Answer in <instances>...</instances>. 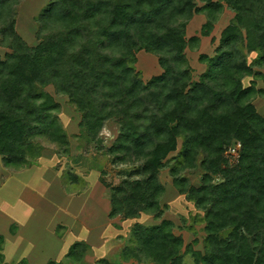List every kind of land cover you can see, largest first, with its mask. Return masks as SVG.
Segmentation results:
<instances>
[{
	"label": "trees",
	"instance_id": "16d2710c",
	"mask_svg": "<svg viewBox=\"0 0 264 264\" xmlns=\"http://www.w3.org/2000/svg\"><path fill=\"white\" fill-rule=\"evenodd\" d=\"M20 2L0 0V42L11 49L0 56L5 165H30L43 148L41 138L68 144L58 121L60 105L45 90L53 86L81 112L87 138L100 139L108 121L119 125L107 151L127 165L128 175L110 187V217L148 212L161 219L137 222L122 258L184 264L191 253L196 264H264V115L252 100L264 96L255 79L264 81V72L255 69L264 68V0H51L38 17L35 46L15 28ZM224 3L235 15L215 55L200 56L207 68L194 80L186 50L200 37L187 38V26L194 14L204 13L201 35H210ZM141 50L155 54L162 68L148 81L136 67ZM251 52L256 56L250 62ZM248 76L254 79L246 86ZM236 141L243 144L241 155L229 165L224 153ZM197 167L203 170L201 185L185 175ZM165 168L179 193L205 212L204 253L191 243L183 250L174 222L162 218ZM3 242L0 236V264H7ZM86 250L77 242L68 254L81 262ZM98 264L122 263L100 258Z\"/></svg>",
	"mask_w": 264,
	"mask_h": 264
},
{
	"label": "rangeland",
	"instance_id": "374dc122",
	"mask_svg": "<svg viewBox=\"0 0 264 264\" xmlns=\"http://www.w3.org/2000/svg\"><path fill=\"white\" fill-rule=\"evenodd\" d=\"M50 2L51 0H21L16 8L15 28L30 46L39 43L38 17ZM234 15V11L224 3L223 12L208 36L201 35L202 27L207 21L206 14L196 13L190 20L187 26V38L200 37L196 47H188L186 50L194 80H197L207 68V64L200 60V56L215 55L221 33ZM9 52L11 49L0 42V56L4 58ZM255 56L256 53H248L249 61L251 62ZM137 57L136 67L141 71L145 81L162 72L155 54L141 50L137 53ZM255 69L264 72V68L255 66ZM252 79L254 78L251 76L246 77L244 84L250 85ZM255 79L257 87L264 88V81L261 78ZM45 90L50 92L60 105L57 113L58 121L64 127L69 142L66 146H60L41 138L43 148L40 153L31 159L30 165L22 167L6 166L0 156V232L4 234L9 229L12 232L16 231L20 223L18 217L25 214L26 233L30 234L33 242L37 240L35 243L38 245L29 250L31 248L29 245L32 243L25 244L20 246L19 252H29L42 258L44 254L46 256L47 251L56 252V255L61 252L60 248H57L58 242L54 240L55 229L58 235L65 236L66 241L71 240L70 245H72V242L83 241L85 234L97 236L95 222L102 223L105 228L103 245H96L99 248H89V250L87 247L81 262H75V258L68 253H60V260L65 264H97L99 258L110 256V259L120 263L119 250L123 246L133 244V226L137 222L150 225L161 219H156L153 213L148 212L142 213L140 218L136 219H128L124 216L110 217V187L119 185L128 175L127 165L114 162L113 156L107 151L118 135L119 125L114 121H108L100 139L91 140L81 129V112L69 101V98L57 93L53 86H48ZM252 100L257 110L264 115V96L258 94ZM181 144L182 140H179V148ZM175 154L177 152L171 155ZM185 175L191 183L201 185L203 170L200 167L187 171ZM102 178L106 184L102 182ZM160 179L166 189L161 198L164 211L162 218L174 222V233L181 235L185 242L183 250L191 243L194 250L204 253L205 212L186 195L179 193L168 168L161 172ZM214 180L219 182L221 177ZM43 239L45 242L41 243ZM49 242L52 245L47 244ZM67 244L68 242H65L64 250ZM17 247L12 246L13 250ZM131 264L155 263L142 259ZM184 264H196L193 254L188 253L185 256Z\"/></svg>",
	"mask_w": 264,
	"mask_h": 264
},
{
	"label": "crops",
	"instance_id": "0c3cea01",
	"mask_svg": "<svg viewBox=\"0 0 264 264\" xmlns=\"http://www.w3.org/2000/svg\"><path fill=\"white\" fill-rule=\"evenodd\" d=\"M18 218H20V220H18V222H20V223L18 224V229L16 231L14 230L12 232V230L9 229V230H6V232H4V234H3V232H0V236L4 237V242L2 245V253H3V256L5 258L4 261L7 264H48V262L52 261V260L53 261H59L60 260V253H63V254L68 253L70 248L73 246V244H75L77 242H84L87 245L88 250H89V248L90 249H94L95 247L99 248L98 246H101L104 244V236H103L104 229H105L103 227L104 224H102V223L99 224L98 222H95L96 223L95 231H97V236H95V237L92 235L86 236L85 231H84V234H85L84 237L85 238L83 239V241L72 242V245H70L71 240L66 241L65 236L63 237L62 235H58L57 230L55 229V231H53V233H54L53 235L56 239H54L53 237H52V239H54L56 242H58L57 248H60V250H61V252L57 255L55 254L56 252L50 253L49 251H47L46 256L44 254V256L42 258H40V257H37L33 254L31 255V253H29V252H24V251L19 252V250L21 249L20 246H23V245L28 244V243H32L29 245L31 247L29 250H32V247H37L38 244L35 243L37 240H35L33 242L30 239V236H29L30 234L26 233L27 231H26V227H25L26 226L25 225V223H26L25 214L23 216H19ZM136 218H132V219H136ZM138 218H140V217H138ZM14 219L17 220V218H14ZM159 222H156V223H153L150 225H154V224H157ZM139 223H142V222H139ZM143 224L147 225L146 223H143ZM42 241L45 242L44 239L41 240V243H42ZM38 242H39V239H38ZM65 242H68V244H67L68 246H67L66 250L63 249L65 246ZM93 242H95L96 244H93ZM47 244H51V243L49 242ZM15 245L18 247L13 250L12 246H15ZM96 245H98V246H96ZM124 247L125 246H123L118 252L119 260L122 264H129V263L131 264L133 261H135V262L139 261V260H136L133 258L128 259V260L122 258L121 251ZM55 255H56V257H55ZM101 258L110 259V256L109 257L104 256ZM99 260H100V258L97 260V264H98ZM60 261H63V260H60Z\"/></svg>",
	"mask_w": 264,
	"mask_h": 264
},
{
	"label": "built area",
	"instance_id": "2783aa9c",
	"mask_svg": "<svg viewBox=\"0 0 264 264\" xmlns=\"http://www.w3.org/2000/svg\"><path fill=\"white\" fill-rule=\"evenodd\" d=\"M242 145L243 144L240 141H236L226 148L224 156L229 165H233L238 162L241 155Z\"/></svg>",
	"mask_w": 264,
	"mask_h": 264
}]
</instances>
